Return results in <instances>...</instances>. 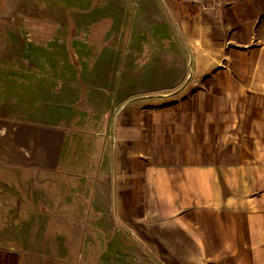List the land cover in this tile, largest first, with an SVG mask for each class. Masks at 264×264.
Returning a JSON list of instances; mask_svg holds the SVG:
<instances>
[{"label":"crops","instance_id":"0c3cea01","mask_svg":"<svg viewBox=\"0 0 264 264\" xmlns=\"http://www.w3.org/2000/svg\"><path fill=\"white\" fill-rule=\"evenodd\" d=\"M251 3L19 1L0 48V253L112 264L113 231L146 249L140 264H264V34ZM10 13L0 0V21ZM81 39L104 60L87 91L56 45Z\"/></svg>","mask_w":264,"mask_h":264},{"label":"rangeland","instance_id":"374dc122","mask_svg":"<svg viewBox=\"0 0 264 264\" xmlns=\"http://www.w3.org/2000/svg\"><path fill=\"white\" fill-rule=\"evenodd\" d=\"M19 1L21 0H1L2 3V7H3V11L6 10L7 5H11V9H14L15 13H10L9 16L5 17L1 22V27H0V48H1V44L6 40V33L9 31H13L15 26L14 25L18 20H19V13L17 10ZM31 2H33L34 4H38L41 0H29ZM261 1L262 3L264 2V0H258ZM24 9V8H23ZM39 13V12H38ZM261 29V33L264 34V23L262 24V26L260 27ZM80 41V40H79ZM82 42H86V43H82L80 42V44L75 45L73 47L72 50H68L65 51V46L60 45L59 43H56L57 45V51L60 53V57L61 60L64 58H72L71 61V65L67 64V70L68 73H70V70H73L74 76H73V80H76L79 84V86H84L82 87V91H87V88H85V86H87L88 82L92 83L93 80L95 81L96 84L101 83V78L103 77V54H102V50H101V45H93L90 42L84 41L81 39ZM69 47V46H68ZM84 49V50H82ZM1 53V52H0ZM40 54L43 57H48V53L44 50L41 51ZM66 62L68 63V61L66 60ZM63 63H65V61H63ZM86 71H88L89 76L87 77L86 75L83 76V73ZM65 79V78H64ZM101 79V80H100ZM177 79V77H176ZM90 85V84H89ZM85 93V92H84ZM66 97L68 96V93L65 94ZM64 95V97H65ZM99 96L102 97V95L99 93ZM64 97H56L58 99L57 102H60L63 106L65 107H80L81 105L83 106V109L87 112L93 110V109H97V110H102L101 109V102L99 103H95V102H90L88 105L86 104V101L83 103H77V101H75L73 104H71L69 102V100ZM69 97V96H68ZM54 100V97L53 99ZM101 113V112H100ZM85 118V114L83 115ZM113 117V116H112ZM97 118H100V116H98ZM82 129H85L83 132H86V126H83ZM95 130H100V128H96ZM90 131V130H89ZM92 131H94V129H92ZM112 174V194H113V179H114V174L113 172ZM105 184H108V181H105ZM105 185V188L107 187ZM10 190L13 192V194L15 195V197H19L20 193L18 192V188L15 187L14 190L13 188H10ZM97 194V193H96ZM17 199V198H16ZM14 207H18V203L16 202L14 205ZM81 208V205H77V209ZM111 208L113 210V204H111ZM111 227L114 228L116 227V223L114 221V218H111ZM69 222V221H68ZM103 227V221L102 220H97L96 221V227ZM105 226H106V221H105ZM142 228H144L143 226H140ZM127 238V242H126V249L120 247L119 248V240L120 239H124ZM112 244L114 247H112V251H111V256H112V264H135L136 262L138 264H140V262L143 260L142 255L147 253L146 249L144 250L142 247L138 250L137 248H135L137 241L136 238H134L131 235H122L120 232L118 235H115L112 231ZM0 254H6L4 252L0 253Z\"/></svg>","mask_w":264,"mask_h":264},{"label":"trees","instance_id":"16d2710c","mask_svg":"<svg viewBox=\"0 0 264 264\" xmlns=\"http://www.w3.org/2000/svg\"><path fill=\"white\" fill-rule=\"evenodd\" d=\"M253 9L252 11L255 13V16H258L259 26H262L264 23V2L258 0H251ZM20 258L17 255L13 254H0V264H19Z\"/></svg>","mask_w":264,"mask_h":264}]
</instances>
